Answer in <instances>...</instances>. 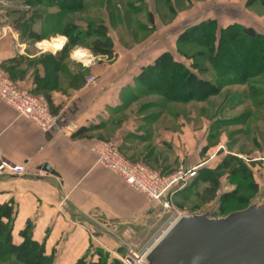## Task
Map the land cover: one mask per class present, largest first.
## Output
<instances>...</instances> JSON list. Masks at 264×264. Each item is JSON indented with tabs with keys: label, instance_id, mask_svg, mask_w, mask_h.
<instances>
[{
	"label": "crops",
	"instance_id": "0c3cea01",
	"mask_svg": "<svg viewBox=\"0 0 264 264\" xmlns=\"http://www.w3.org/2000/svg\"><path fill=\"white\" fill-rule=\"evenodd\" d=\"M19 1L0 0V68L21 88L48 99L57 126L42 130L0 98V164L23 166L20 173L0 169V205L10 207L13 243L22 241L20 231L30 222L31 238L42 246L44 255L51 256L50 264H75L85 255L95 260L97 255L92 253L97 247L121 260L122 244H131L133 233L146 230L155 216L166 211L96 163L88 147L97 139H122L127 157L163 173L180 164L212 170L229 153L241 160L257 186V195L264 196V147L235 151L227 143L223 151L222 145L207 146L198 139L200 128L187 133L186 101L169 100L160 93H153L159 100L135 98L153 92L140 74L162 52L185 63L173 50L181 39L180 26L171 35L163 33L166 42L153 33L147 35L135 51L133 46L119 47L126 44L109 31L114 55L88 53L83 58L73 48L67 49L66 36L53 31L41 9L27 10L28 2ZM143 1L134 2L133 10L145 5L150 11L147 0ZM26 26L37 36L26 35ZM167 43L173 46L166 47ZM223 86L219 85L216 95ZM244 119L236 123L244 124ZM225 172L221 182L229 176ZM1 220L7 222L8 216ZM3 263L26 264L14 254L0 259Z\"/></svg>",
	"mask_w": 264,
	"mask_h": 264
},
{
	"label": "rangeland",
	"instance_id": "374dc122",
	"mask_svg": "<svg viewBox=\"0 0 264 264\" xmlns=\"http://www.w3.org/2000/svg\"><path fill=\"white\" fill-rule=\"evenodd\" d=\"M31 1L30 3H25L27 10L34 9V12H37L38 9H41L44 19L51 23L53 31L63 32L60 35L64 34L66 38L75 32L73 28H64L70 21H73L82 30L86 29L89 21H93L96 24L105 22L103 26L106 35L110 38V31L114 39L126 44L118 45L119 47L129 48L133 46V51L141 47L147 35L153 33L156 38L161 36V41L166 42V37L163 36L165 35L163 33L166 32L171 35L174 29L180 26L179 30L183 32L180 33L181 39L179 43L175 45V48L173 47L175 53L182 56L185 65L188 67H193L194 64L199 67L201 65L205 66L206 71L203 75L209 79L212 78L217 84L220 83V86L221 84L224 85L223 90L217 95L215 93L203 100L186 101L184 111L187 133H192L194 128L195 130L200 128L201 136L198 139L202 140V143L207 146L217 147L222 145L224 147L223 151H227L225 148L227 143V146L230 147L232 145L234 147L232 149L235 151L238 149L249 151L258 146L264 147V69H262L264 59L261 58L262 60L260 59L259 61L262 70L258 74L250 73L251 75L245 80L239 81L234 80L236 70L230 69L227 71V75L223 76L225 80L223 81L218 76V73L222 71V61L225 59L223 56L230 55V53L227 52V49L225 52H219L221 60L211 63L208 58L207 48L203 44L207 41V37L210 34L215 33L217 36L219 28L225 27L230 23H238L249 31L264 35V2L262 0H147L146 3L151 9L150 11L148 8L145 9V5L143 9L133 10V3L144 2L143 0H84L85 5L81 9L73 11H63L58 7H53L54 4L45 2L37 5L38 3H35L34 0ZM8 4H17V2ZM19 4H22V0L19 1ZM29 5L33 7L29 8ZM209 20L214 23L204 27H197L200 23ZM142 22L147 23L150 27L140 26ZM62 29L69 35L67 36ZM98 31L101 30L93 26L91 28V36L82 38V41L78 43L68 44L67 49L73 48L74 54L78 57L87 58L85 55L88 53L90 56L96 55L97 53L91 51L89 46ZM75 40L77 39L74 38L72 41ZM211 42L215 44L216 40ZM172 46V44L169 45L168 43L166 45V47ZM238 51H240L239 48L235 50V54ZM113 55L112 52L111 56H107L112 57ZM241 56L242 59L247 57L246 53H241ZM88 59L90 60L92 57H88ZM223 64L225 65L226 63L223 62ZM251 65L254 67L256 63H251ZM234 66H239L243 71H248L245 65L240 66L236 63ZM193 69L195 68L193 67ZM153 93L158 92L146 91L145 94L140 95L141 97L137 96L135 98L141 101L159 100ZM243 119L244 124L236 123L239 120L243 121ZM226 157L237 159V161L232 162V165L237 169L235 174H228L229 176L222 178L221 182L220 178L226 172L224 170L219 171L216 183H221V185H218L215 191L210 190V183L194 179V176L190 178L185 186L174 193V197H172L173 205L166 209L160 204L166 211H161L160 215L155 216L150 221V227L147 226L146 230H139L133 233V242L130 244L129 241H125V244H122L121 253L125 255L128 249L141 251L144 248V244L152 238L153 230L165 223L173 215L201 212L206 207H209L212 215L220 216L232 210L245 207L256 197L257 193L250 190L247 186L248 179L243 178L248 173V169L238 157L225 153L223 159ZM210 177L211 175H208V178ZM222 191H225L223 192L224 194L221 193ZM239 197L246 199V202L244 204L239 203L237 201ZM119 261L122 263L121 260ZM5 263L7 262L5 261Z\"/></svg>",
	"mask_w": 264,
	"mask_h": 264
},
{
	"label": "trees",
	"instance_id": "16d2710c",
	"mask_svg": "<svg viewBox=\"0 0 264 264\" xmlns=\"http://www.w3.org/2000/svg\"><path fill=\"white\" fill-rule=\"evenodd\" d=\"M26 1L29 3L32 2L31 0ZM262 1L264 2V0ZM34 2L38 4L42 2L54 4L63 11L78 10L85 5L84 0H34ZM211 23L213 24L214 22H212V20L204 21L197 27H204ZM26 25H29V21H27ZM93 26L98 27L101 31H98V33L94 35L89 46L90 50L94 53L111 56L113 45L111 39L106 35L103 23L96 24L93 21H89L87 22L86 29L82 30L73 21H70L64 28L75 29L73 35L70 36L62 29L67 36L69 35V37H67V44H75L82 41V38L91 36V28ZM25 32L28 36H37L28 26L25 27ZM74 38L77 40L72 41ZM207 38L205 43H203L202 40L200 41L205 44L208 51V58L211 63H216L217 60H221L220 53L225 52L226 49L227 52L230 53V55L223 56L225 59L222 61V71L218 73L221 79H223L225 73L230 69L236 70L234 80L239 81L245 80L251 74H258L264 69V63L262 69L260 68L261 63L259 64L260 59H264L263 34L249 31L245 29V27H241L238 23H230L225 27L219 28V34L217 36L215 33H212ZM212 40H216V43H212ZM238 48L240 51L235 54V50ZM241 53H246L247 57L242 59ZM223 62L226 64L224 65ZM254 62L256 65L253 67L251 63L255 64ZM236 63L240 66H247L248 71H243L239 66L235 67L234 65ZM193 67L197 69L196 71H198V74L194 71ZM193 67H188L185 63L175 60L170 52L165 51L158 55L153 62L143 68L140 77L150 91L158 92L169 100H203L207 96L217 93L219 85L213 80L202 76L206 71V67L203 65L199 67L197 64H194ZM51 110L53 111L52 108ZM234 161H237V159L234 157H226L221 160L215 169H197L196 175L193 178L205 180V182L211 184L210 190L215 191L218 187L216 181L219 171H228L229 175L236 173L237 169L232 165ZM208 175H211V177L208 178ZM243 178L248 179V188L256 192L257 186L251 180L249 172ZM237 201L244 204L246 199L239 197ZM9 208L8 205H0V259L5 258L9 254H14L16 260L26 264H50L51 256L44 255L42 246L31 238L30 222L20 231V235L23 238L22 241L19 244L12 242L10 234L12 219ZM3 215L8 216L7 222L1 220ZM92 254L97 255L95 260L85 255L80 257L75 264H123L119 259L114 257L111 258L107 251L99 247L95 248Z\"/></svg>",
	"mask_w": 264,
	"mask_h": 264
},
{
	"label": "water",
	"instance_id": "95a60500",
	"mask_svg": "<svg viewBox=\"0 0 264 264\" xmlns=\"http://www.w3.org/2000/svg\"><path fill=\"white\" fill-rule=\"evenodd\" d=\"M140 253L142 264H264V196L220 216L173 215Z\"/></svg>",
	"mask_w": 264,
	"mask_h": 264
},
{
	"label": "built area",
	"instance_id": "2783aa9c",
	"mask_svg": "<svg viewBox=\"0 0 264 264\" xmlns=\"http://www.w3.org/2000/svg\"><path fill=\"white\" fill-rule=\"evenodd\" d=\"M93 78H90L92 80ZM0 98L22 116L42 130H50L57 126V115L51 110L48 99L39 93L21 88L16 81L0 68ZM122 140L97 139L89 150L95 154V161L121 177L133 189L140 192L150 203H160L169 209L173 205L174 193L185 186L190 178L196 175L197 166L184 167L180 164L169 173L154 169L143 161L127 157L122 151ZM8 169L12 173H20L23 166L0 164V169ZM143 254L128 249L122 255L123 264H142Z\"/></svg>",
	"mask_w": 264,
	"mask_h": 264
},
{
	"label": "bare ground",
	"instance_id": "6f19581e",
	"mask_svg": "<svg viewBox=\"0 0 264 264\" xmlns=\"http://www.w3.org/2000/svg\"><path fill=\"white\" fill-rule=\"evenodd\" d=\"M45 43H46V42H45ZM59 43H62V42L59 41ZM59 43H58V45H60ZM48 44H49V43H48Z\"/></svg>",
	"mask_w": 264,
	"mask_h": 264
}]
</instances>
